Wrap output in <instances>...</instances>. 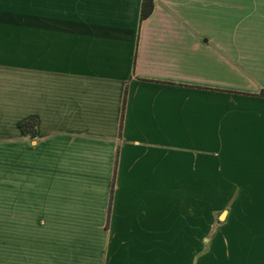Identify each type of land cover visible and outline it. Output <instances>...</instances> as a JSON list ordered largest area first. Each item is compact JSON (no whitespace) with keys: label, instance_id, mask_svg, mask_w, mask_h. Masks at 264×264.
<instances>
[{"label":"crops","instance_id":"1","mask_svg":"<svg viewBox=\"0 0 264 264\" xmlns=\"http://www.w3.org/2000/svg\"><path fill=\"white\" fill-rule=\"evenodd\" d=\"M142 3L0 0V264H264V0Z\"/></svg>","mask_w":264,"mask_h":264},{"label":"trees","instance_id":"2","mask_svg":"<svg viewBox=\"0 0 264 264\" xmlns=\"http://www.w3.org/2000/svg\"><path fill=\"white\" fill-rule=\"evenodd\" d=\"M156 0H143L142 10H141V22L148 18L155 7ZM261 95L264 96V89L261 91ZM36 125L35 119H28L22 123V129L25 134H30L36 136Z\"/></svg>","mask_w":264,"mask_h":264},{"label":"rangeland","instance_id":"3","mask_svg":"<svg viewBox=\"0 0 264 264\" xmlns=\"http://www.w3.org/2000/svg\"><path fill=\"white\" fill-rule=\"evenodd\" d=\"M215 230H216V225L213 227V229H211L210 239L213 237Z\"/></svg>","mask_w":264,"mask_h":264}]
</instances>
